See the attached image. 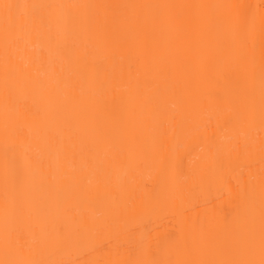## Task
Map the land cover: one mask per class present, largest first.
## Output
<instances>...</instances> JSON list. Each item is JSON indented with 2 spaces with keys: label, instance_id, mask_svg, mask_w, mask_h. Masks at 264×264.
Wrapping results in <instances>:
<instances>
[{
  "label": "bare ground",
  "instance_id": "1",
  "mask_svg": "<svg viewBox=\"0 0 264 264\" xmlns=\"http://www.w3.org/2000/svg\"><path fill=\"white\" fill-rule=\"evenodd\" d=\"M260 1L8 0L92 7L42 9L45 28L18 21L26 35L13 45L8 93L0 15V259L6 223L14 255L25 259L221 258L244 240L251 187L259 259ZM232 3L255 12L254 51L215 23L226 10L125 7ZM6 156L17 173L13 181L9 169L7 190ZM6 200L14 202L7 222Z\"/></svg>",
  "mask_w": 264,
  "mask_h": 264
},
{
  "label": "snow or ice",
  "instance_id": "2",
  "mask_svg": "<svg viewBox=\"0 0 264 264\" xmlns=\"http://www.w3.org/2000/svg\"><path fill=\"white\" fill-rule=\"evenodd\" d=\"M92 7L89 5H51V4H22L18 2H8V0H0V15L4 21V42H5V91H10L11 74L9 72V61L13 52V45L17 44L23 39L26 33L23 26L18 27V21L26 19L32 23L37 24L41 28L47 27L50 22V16L41 14L42 9H72V8H86ZM125 7L131 8H158V9H184L191 7L198 8H213L223 9L227 11V15H221L215 18L217 25H225L230 27L234 32H238L247 43L252 41V49H255V32H256V15L252 11V6L243 5L239 3L222 4V5H128ZM262 9L260 16V64H259V87H260V124L261 130L264 131V0H261L259 6ZM247 64V80L250 82V98L248 106L249 119L255 118V99L254 88L256 79V65L254 55L244 57ZM232 116L227 115L224 118L225 125H230ZM17 134H22L23 130L16 129ZM262 164H264V139L261 142ZM6 175L5 185L8 188L9 176L8 171H12V179H17L15 169V160L12 157L6 156ZM261 195H260V233L258 242L259 259H256L257 241L255 236V189L249 188L245 195L244 205L248 211L249 219L243 242L227 250L221 258L209 259H194L177 261L175 264H264V166L261 169ZM10 203L14 206V202H5V217L6 222L10 212ZM138 248L147 251L145 241H137ZM171 246L174 248L181 247L179 241H172ZM4 259H0V264H65L64 261H45L20 258L14 255L13 250L9 244L7 236V223L5 233V248ZM124 264H173L170 261L162 260H131L125 261Z\"/></svg>",
  "mask_w": 264,
  "mask_h": 264
},
{
  "label": "rangeland",
  "instance_id": "3",
  "mask_svg": "<svg viewBox=\"0 0 264 264\" xmlns=\"http://www.w3.org/2000/svg\"><path fill=\"white\" fill-rule=\"evenodd\" d=\"M259 1V0H258ZM261 2V1H260ZM260 2H258L259 3V5L261 4Z\"/></svg>",
  "mask_w": 264,
  "mask_h": 264
}]
</instances>
